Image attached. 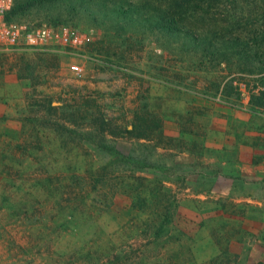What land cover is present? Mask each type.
<instances>
[{"label": "rangeland", "instance_id": "obj_1", "mask_svg": "<svg viewBox=\"0 0 264 264\" xmlns=\"http://www.w3.org/2000/svg\"><path fill=\"white\" fill-rule=\"evenodd\" d=\"M72 3L24 22L93 43L0 44V264H264V176L237 178V155L206 149L244 142L249 115L264 133V40L215 35L264 28V0H190L192 36L147 18L170 0Z\"/></svg>", "mask_w": 264, "mask_h": 264}, {"label": "trees", "instance_id": "obj_2", "mask_svg": "<svg viewBox=\"0 0 264 264\" xmlns=\"http://www.w3.org/2000/svg\"><path fill=\"white\" fill-rule=\"evenodd\" d=\"M183 3L181 4V0H170V5L166 7L164 10L156 9L152 14H147V18L150 20V22L154 21L156 26H159L160 31H165L169 33H176V30L181 28L182 30L185 29L187 30V34L189 35H194L192 32V29L186 26H181L179 21H180V15H179V10L184 9L187 7V5L190 3V0H182ZM194 2L196 0H193ZM73 0H16L15 5L12 9V11L9 14V20L10 21H15V22H24V20L29 17V16H34L37 14H42L47 10H54L55 8H63L65 12L69 11L71 9H76V6L72 3ZM180 6V8L178 7ZM197 12V9L195 10ZM255 11L250 10L249 12L246 13L245 17L250 19L251 17H256L254 14ZM199 14V12H197ZM208 12H206V15ZM194 17V14H192ZM205 17H207L205 14H203ZM202 14L198 17H204ZM259 19L258 21L264 22V6L262 13H259L258 16L256 17V20ZM264 25V24H263ZM57 27V26H55ZM157 29V30H158ZM209 29L208 32H202L203 35L210 34L211 29H213L212 26L209 25L207 27ZM198 31V30H196ZM237 31V32H236ZM234 30L233 27H225V28H217L215 35H224L222 39L227 38L229 42L234 43L235 46L240 47L243 50H249L252 49L250 47V42L252 43H258L262 42L264 40V28H261L259 30H255L253 34H244L243 32H238V30ZM239 33V34H238ZM193 41H196L201 43L200 38H192ZM245 46V47H244ZM261 46V45H260ZM208 50V48L205 49V51ZM263 63L264 62H259ZM264 96V92H262ZM261 101L262 98H259ZM137 121L134 120L132 123L133 130L136 129L137 122L140 121V119L137 117ZM97 140L100 141H105L103 137L97 136ZM97 141V145H98ZM98 175V172H97ZM132 193V191H129ZM125 196H117L118 193H114V197L120 199V200H126L130 202L133 200L132 196H130V193H127L126 191L123 192ZM137 196L142 195V192L136 194ZM107 196V197H106ZM108 199V195L106 194L105 196H102ZM111 198V196H110ZM138 198V197H136ZM156 215L160 216L162 213L160 212H154Z\"/></svg>", "mask_w": 264, "mask_h": 264}, {"label": "built area", "instance_id": "obj_3", "mask_svg": "<svg viewBox=\"0 0 264 264\" xmlns=\"http://www.w3.org/2000/svg\"><path fill=\"white\" fill-rule=\"evenodd\" d=\"M15 2L16 0H0V44L7 48L41 50L55 45L77 50L95 41L94 36L75 28L10 21L9 14ZM70 70L75 76H82L80 66L72 64ZM242 96L246 97V94L243 92Z\"/></svg>", "mask_w": 264, "mask_h": 264}, {"label": "crops", "instance_id": "obj_4", "mask_svg": "<svg viewBox=\"0 0 264 264\" xmlns=\"http://www.w3.org/2000/svg\"><path fill=\"white\" fill-rule=\"evenodd\" d=\"M233 115L234 113L230 112L227 115H225L224 118L220 117V120L222 119L224 121V127H223L224 131H227V129L231 130L229 127V125H231V122L229 124L228 122L231 119H233ZM260 116L264 117V115L261 114ZM226 117L228 119H226ZM254 117L261 120L263 119L264 121V118H260L258 116H254ZM218 118L219 116H217L216 119ZM252 119L253 118H251V115H249L248 118L244 121L245 124L243 126V130L245 131V133L247 132L249 133V134L247 133V136H245V140H243L244 142L239 143L235 137H232L231 135L227 136L226 134V137L223 138L214 135V138L219 139L218 140L220 143L219 146H212L207 144L208 145L206 148L207 152H212L216 154H221V153L226 154L227 152H229V153H233L235 156L237 155V157L240 160V164L235 165V169H237L238 171L235 172L237 178H239L240 176L244 178H254L256 176H264V143L262 145L258 143V139L264 142V133L262 134V131L258 130L259 131L258 136H255L257 128H253V125L251 124V121H253ZM218 131H219L218 128H216L213 130V133H218ZM251 131H253V134L252 133L250 134ZM214 143L216 144L217 142ZM228 143L231 146H229ZM257 143L259 145H257ZM237 146L240 147L238 148ZM221 175L226 176L230 179H232L234 176L230 172L229 173L225 172V170L222 171ZM259 179H261V177Z\"/></svg>", "mask_w": 264, "mask_h": 264}]
</instances>
